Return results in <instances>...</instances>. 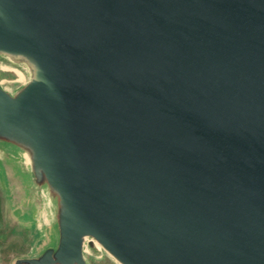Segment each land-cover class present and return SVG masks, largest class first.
<instances>
[{"label": "water", "instance_id": "95a60500", "mask_svg": "<svg viewBox=\"0 0 264 264\" xmlns=\"http://www.w3.org/2000/svg\"><path fill=\"white\" fill-rule=\"evenodd\" d=\"M0 134L61 200L27 264H264V0H0ZM13 131L14 133L9 134Z\"/></svg>", "mask_w": 264, "mask_h": 264}, {"label": "rangeland", "instance_id": "374dc122", "mask_svg": "<svg viewBox=\"0 0 264 264\" xmlns=\"http://www.w3.org/2000/svg\"><path fill=\"white\" fill-rule=\"evenodd\" d=\"M32 72L26 56L0 51V87L9 95ZM61 209L59 194L33 166L30 147L0 134V264H27L26 258L55 250ZM82 249L85 264H122L92 235L83 237Z\"/></svg>", "mask_w": 264, "mask_h": 264}, {"label": "bare ground", "instance_id": "6f19581e", "mask_svg": "<svg viewBox=\"0 0 264 264\" xmlns=\"http://www.w3.org/2000/svg\"><path fill=\"white\" fill-rule=\"evenodd\" d=\"M22 76V75H21ZM14 133L13 131H11L9 134ZM84 238L86 237V235L83 236ZM97 241V240H96ZM98 242V241H97ZM99 247V246H98ZM110 253V252H109ZM111 254V253H110ZM112 255V254H111ZM113 256V255H112ZM114 257V256H113Z\"/></svg>", "mask_w": 264, "mask_h": 264}]
</instances>
